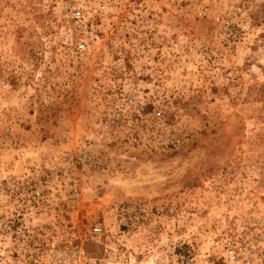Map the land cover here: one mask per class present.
<instances>
[{"label":"rangeland","instance_id":"rangeland-1","mask_svg":"<svg viewBox=\"0 0 264 264\" xmlns=\"http://www.w3.org/2000/svg\"><path fill=\"white\" fill-rule=\"evenodd\" d=\"M82 142L103 203L176 201L178 234L193 213L199 244L231 221L262 246L264 0H0V218L10 184Z\"/></svg>","mask_w":264,"mask_h":264},{"label":"built area","instance_id":"built-area-1","mask_svg":"<svg viewBox=\"0 0 264 264\" xmlns=\"http://www.w3.org/2000/svg\"><path fill=\"white\" fill-rule=\"evenodd\" d=\"M125 101L124 115H142L144 104L134 95ZM151 114L159 117L161 110ZM107 167V159L82 142L34 164V183L10 184L9 213L0 218V264H264V244L245 224L215 225L199 244L190 229L193 213L184 233H177L176 201L103 203L100 194L108 186L96 179ZM89 204L95 206L85 210Z\"/></svg>","mask_w":264,"mask_h":264}]
</instances>
